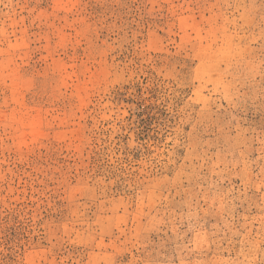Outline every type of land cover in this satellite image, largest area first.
Instances as JSON below:
<instances>
[{
    "label": "rangeland",
    "instance_id": "rangeland-1",
    "mask_svg": "<svg viewBox=\"0 0 264 264\" xmlns=\"http://www.w3.org/2000/svg\"><path fill=\"white\" fill-rule=\"evenodd\" d=\"M0 264H264V0H0Z\"/></svg>",
    "mask_w": 264,
    "mask_h": 264
}]
</instances>
